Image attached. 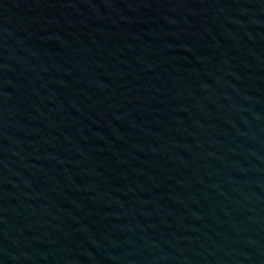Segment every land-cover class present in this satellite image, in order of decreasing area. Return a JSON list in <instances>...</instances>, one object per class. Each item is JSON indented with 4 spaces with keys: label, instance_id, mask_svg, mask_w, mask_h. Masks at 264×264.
<instances>
[{
    "label": "water",
    "instance_id": "1",
    "mask_svg": "<svg viewBox=\"0 0 264 264\" xmlns=\"http://www.w3.org/2000/svg\"><path fill=\"white\" fill-rule=\"evenodd\" d=\"M0 264H264V0H0Z\"/></svg>",
    "mask_w": 264,
    "mask_h": 264
}]
</instances>
